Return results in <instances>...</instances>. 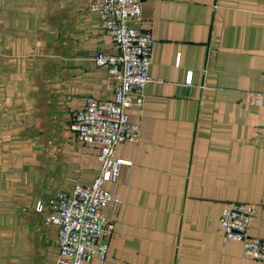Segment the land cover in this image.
<instances>
[{"label":"crops","instance_id":"0c3cea01","mask_svg":"<svg viewBox=\"0 0 264 264\" xmlns=\"http://www.w3.org/2000/svg\"><path fill=\"white\" fill-rule=\"evenodd\" d=\"M155 43L138 142L104 188L121 201L105 261L87 264H264L226 242L232 202L254 205L264 240V0H141ZM92 0H0V264H57L50 201L100 172V146L70 130L88 99L115 98L100 52L118 53ZM44 205L38 212L39 203Z\"/></svg>","mask_w":264,"mask_h":264},{"label":"built area","instance_id":"2783aa9c","mask_svg":"<svg viewBox=\"0 0 264 264\" xmlns=\"http://www.w3.org/2000/svg\"><path fill=\"white\" fill-rule=\"evenodd\" d=\"M91 10L99 14L104 31L113 39L118 53L100 52L95 62L107 67L115 79L114 100L88 99L83 110L71 112L70 130L84 145L100 146V172L90 186L77 185L72 193L60 192L51 201L47 224L58 227L57 264H87L94 258L105 261L109 247L100 239L114 233L115 223L104 215V209L121 201L104 188L106 182H117L123 165L130 163L116 158V148L125 142H138L141 128L132 123L127 109L142 106L147 84L151 82L154 39L138 25L143 20L141 0H92ZM264 81V73L262 74ZM264 148V131H257L250 140ZM44 205L37 208L42 212ZM257 207L232 202L222 211L220 224L226 242L237 241L243 254L264 262V240L250 235Z\"/></svg>","mask_w":264,"mask_h":264}]
</instances>
